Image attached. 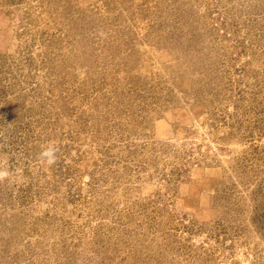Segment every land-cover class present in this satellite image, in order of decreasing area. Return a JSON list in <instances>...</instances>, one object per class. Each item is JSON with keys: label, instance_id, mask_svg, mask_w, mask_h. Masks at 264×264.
Returning a JSON list of instances; mask_svg holds the SVG:
<instances>
[{"label": "rangeland", "instance_id": "374dc122", "mask_svg": "<svg viewBox=\"0 0 264 264\" xmlns=\"http://www.w3.org/2000/svg\"><path fill=\"white\" fill-rule=\"evenodd\" d=\"M0 264H264V0H0Z\"/></svg>", "mask_w": 264, "mask_h": 264}, {"label": "clouds", "instance_id": "9594fccd", "mask_svg": "<svg viewBox=\"0 0 264 264\" xmlns=\"http://www.w3.org/2000/svg\"><path fill=\"white\" fill-rule=\"evenodd\" d=\"M58 146L54 143H48L46 146H43L41 151L38 154V160L47 166H52L57 163L58 160Z\"/></svg>", "mask_w": 264, "mask_h": 264}]
</instances>
